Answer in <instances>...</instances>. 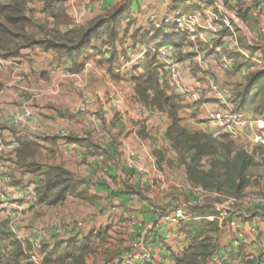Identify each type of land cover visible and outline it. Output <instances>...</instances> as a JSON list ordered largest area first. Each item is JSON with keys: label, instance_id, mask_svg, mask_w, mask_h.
Masks as SVG:
<instances>
[{"label": "crops", "instance_id": "crops-1", "mask_svg": "<svg viewBox=\"0 0 264 264\" xmlns=\"http://www.w3.org/2000/svg\"><path fill=\"white\" fill-rule=\"evenodd\" d=\"M58 6L60 15L44 0H25V18L53 35L82 30L119 8L123 19L113 42L104 30L83 53L55 50L74 48L50 40L0 49V264H73L66 245L92 234L83 264H111L123 252L175 264L189 244L182 227L162 219L175 210L192 222H216L210 235L216 249L205 264H264V157L253 153L239 194L223 175L219 186L203 187L188 173L192 152L177 149L167 134L169 109L152 104V91L142 100L133 81L152 48L160 90L176 103L179 126L213 141L214 154L202 156L197 169L207 173L223 162L224 144L231 143L234 159L244 149L211 115L235 110L233 93L264 69V0H61ZM177 15H194L197 24L180 29ZM155 30L170 40L158 48L134 42L136 34ZM174 61L187 68L177 95L160 83L164 63ZM208 76L227 104L217 102ZM55 168L80 185L74 195L42 200Z\"/></svg>", "mask_w": 264, "mask_h": 264}, {"label": "trees", "instance_id": "trees-1", "mask_svg": "<svg viewBox=\"0 0 264 264\" xmlns=\"http://www.w3.org/2000/svg\"><path fill=\"white\" fill-rule=\"evenodd\" d=\"M7 5L0 6V13L7 16V20L13 23H25L26 25L31 22L23 17V11L25 8V0H6ZM47 7L51 4L56 6L57 15H60L61 9L59 3L61 0H44ZM123 8H119L109 13L105 18L94 21L82 30L68 33L67 35L73 36L75 41L63 42L64 44L73 45L72 50L68 47L57 48L55 50L65 52L72 55L75 53H83L86 51L91 41L100 37L104 30L109 32V41L113 42L116 39V25L123 19ZM15 17V18H12ZM162 33L159 30L149 33L136 34L134 36V42L140 43L148 47L158 48L163 46L170 39L162 38ZM161 39V41H159ZM5 41V40H3ZM28 44H44L48 41L35 42L28 39ZM50 41H53L51 39ZM158 41V42H157ZM144 58L140 63L143 70V74L134 79L135 90L142 100H145V94L147 91L155 93L152 104L159 106L160 108L167 107L172 116V126L168 130V136L177 149L183 151H190L193 154L192 163L187 167L188 173L191 179L205 188H212L219 186L218 178L224 176V183L234 188V194H239L246 184L244 172L253 165V153L247 155L243 152H237L234 159L230 160L229 155L231 153V143L222 145V149L225 152V159L223 162L215 161L211 164V171L207 173L200 172L197 169V164L200 158L204 155L214 154L215 147H213V141L201 134L188 135L183 130L176 118L175 112L177 110L176 103L165 95L163 90H160L158 83V65L155 58V52L152 50H146ZM235 110L240 112L253 111L258 116L264 117V69L254 72L246 83L233 93ZM217 149V148H216ZM246 151V150H245ZM247 152V151H246ZM264 152V151H263ZM264 157V154L261 153ZM222 172V174L220 173ZM49 183L42 190L41 199H49L51 202H56L65 196L74 195V188L79 186V183H75L70 178L69 174L65 171L55 168L52 169L49 174ZM80 194L79 196H81ZM216 222L202 223L192 222V220L181 226L186 233V238L189 242L188 246L183 252L174 258L175 264H205V261L213 255L216 249L213 235L217 232ZM97 236L90 235L82 244L76 243L67 244L65 247L66 257L73 261V264H83V257L87 253L93 251L94 240ZM54 256H58V251H55Z\"/></svg>", "mask_w": 264, "mask_h": 264}, {"label": "built area", "instance_id": "built-area-1", "mask_svg": "<svg viewBox=\"0 0 264 264\" xmlns=\"http://www.w3.org/2000/svg\"><path fill=\"white\" fill-rule=\"evenodd\" d=\"M74 17L76 18V16ZM176 23L180 29H188L195 26L197 20L194 15H177ZM132 67L125 68V71H132ZM186 70L183 63L165 62L162 68L161 85L167 84L172 94L177 95L181 88L182 72ZM207 81L217 102L222 105L227 104L225 93L217 88L214 79L208 76ZM211 118L220 123L223 133L232 141L245 144L251 151L258 149L264 151V117L258 116L253 111L240 112L229 108L224 112L211 115ZM201 201L202 199L198 197L194 203L200 204ZM247 201L253 205V199L248 198ZM229 202L234 203L236 200L232 198ZM261 204L264 205V199H261ZM162 219L167 223L172 222L181 227L189 223L192 216L181 210H175L165 214ZM154 261L155 256L148 252L141 254L123 252L111 264H154Z\"/></svg>", "mask_w": 264, "mask_h": 264}, {"label": "rangeland", "instance_id": "rangeland-1", "mask_svg": "<svg viewBox=\"0 0 264 264\" xmlns=\"http://www.w3.org/2000/svg\"><path fill=\"white\" fill-rule=\"evenodd\" d=\"M7 4L8 2L6 0H0V6H4ZM25 16H26V10L24 8L23 17L25 18ZM12 18H15V17H12ZM30 22L31 24L29 25H26L25 23L16 24V23H13L7 20V16L0 13V45L3 47L0 49H4L5 48L4 45L8 43L16 42L17 43L16 45L18 46L23 45V44H28L29 42L28 39H31L32 41H35V42H40L42 40L48 41L51 39H53V41H61V42L62 41L63 42L75 41V39H73V36H71L70 34L69 35L67 34L79 30L76 28L75 29L72 28L73 29V30L71 29L72 31L68 30L69 32H63L65 31L63 30V31L56 33V35H53L50 33H45L44 27L40 24L38 20H34ZM69 22L67 23V25L69 24ZM37 27H39L40 30H36ZM31 30H34L36 35H29V32ZM100 36H102V34ZM150 50H152V48ZM163 85L165 84L163 83ZM237 144L241 146V148L246 150L247 152L251 154L252 153L257 154L259 157L263 156L261 153L264 154L262 149L251 151V149H249L245 144L243 143H237Z\"/></svg>", "mask_w": 264, "mask_h": 264}]
</instances>
